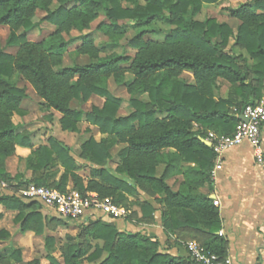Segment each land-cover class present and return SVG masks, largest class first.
<instances>
[{"label": "trees", "instance_id": "1", "mask_svg": "<svg viewBox=\"0 0 264 264\" xmlns=\"http://www.w3.org/2000/svg\"><path fill=\"white\" fill-rule=\"evenodd\" d=\"M218 1L0 0V25L9 29L6 46L16 48L15 54L0 51V183L7 189L0 193V206L16 213L13 223L21 233L43 237L46 264L192 263L188 256L169 254L155 237L140 230L121 231L101 215L69 219L81 226V232L66 236L58 246L45 230L49 220L62 226L66 222L39 202L15 193L30 183L61 193L70 184L80 194L94 192L126 209L127 196L146 189L155 198L139 203V219L159 212L166 236L189 235L199 239L207 251L226 257V243L218 235L219 211L208 195L198 192L213 189L215 155L202 140L209 132L232 134L243 109L262 97L264 12L257 14L255 9L264 10V0L223 8L240 22L235 30L214 18L195 20L203 5ZM37 11L45 16L35 22ZM101 16L105 21L96 29L106 36V42L95 45L90 32L65 39L71 31H88ZM120 21L130 22L135 32L126 43L135 50L132 57L115 51L128 29ZM43 22L55 29L38 42L28 41L26 34ZM159 24L171 28L164 31ZM161 34H165L163 39L152 38ZM71 45H75V55L87 56L90 62L63 66ZM185 72L192 75L191 82L181 78ZM16 78L31 85L47 110L61 115L62 131L77 133L79 123L85 121L103 137L84 140L77 158L70 147L53 137L33 149L30 134L13 122L14 115H24L20 106L26 98ZM110 78L130 95V112L124 116L118 115L122 99L108 89ZM91 96L103 98L102 106H92L88 112L71 106L82 105ZM16 146L30 149L23 159L30 178L24 173L12 176L5 170L4 162L15 154ZM114 148H118V161L109 169L107 165L115 161ZM86 166L89 175L82 177L78 171ZM174 176L182 177L175 191L167 184ZM41 207L48 215L38 210ZM131 215L112 221H128ZM9 238L7 231L0 230V241ZM56 251L62 262L54 257ZM12 261H22L20 250L1 249L0 264ZM26 264L44 263L34 259Z\"/></svg>", "mask_w": 264, "mask_h": 264}, {"label": "rangeland", "instance_id": "2", "mask_svg": "<svg viewBox=\"0 0 264 264\" xmlns=\"http://www.w3.org/2000/svg\"><path fill=\"white\" fill-rule=\"evenodd\" d=\"M238 3L235 1H226V0H220L215 4H206L203 5L200 12L195 16L196 21H204L207 18H214L218 22H227L230 24L232 27L236 26V22L229 19L228 15L223 12L222 8H234ZM69 4L68 6H71ZM45 16L44 12L37 11L36 16L34 18L35 22H38L41 18ZM102 21H105L103 16L99 17L97 20H95L93 23L90 25V29L88 31H84L82 33H78L76 31H71L69 35H64L65 39L69 38H77L83 34L86 33H92L93 37L95 38L94 43L95 45H100L103 42L107 41L106 36H104L100 31H98L96 28L98 24ZM120 24L123 25H128V29L126 30V33L124 35V38L119 41V46L115 48V51L118 53H125L127 56L132 57L135 54V50H132L128 47H126V43L129 39H131L134 35V30L129 27L131 26V23L128 21H120ZM159 28H162V30H167L169 29L170 26L164 25V24H159ZM171 28V27H170ZM55 29L54 26L43 22L40 24L39 28L33 29L31 32L26 34L27 40L31 42H38L43 38L48 37V35ZM19 32H22L20 30ZM9 35V29L7 26L0 25V51H3L5 53L9 54H15L16 48H9L6 46V40ZM165 34H161L158 37H152L153 39H163ZM75 45H71L67 51V53L64 55L63 58V66H70L72 64H78V65H85L90 62L89 58L87 56H77L75 55L74 52ZM128 78H131L129 75L127 76ZM182 79L191 82V75L188 73L182 74ZM16 82L19 87L23 88L26 93V98L23 100V103L21 105V110L24 111V115H14L13 117V122L18 125H22V128L20 129L21 131H27V132H34L36 134V140L34 142V145H43L46 144V140L48 137L55 135H59L61 133L59 123L57 120V116L55 117V114L51 113V110H47L40 99L37 97L35 92L33 91L31 85L26 82L25 80L21 78H16ZM108 89L110 93L118 98L122 99V104L118 110V115L119 116H124L130 112L129 106H128V100L130 98V95L127 93L125 87L123 86H118L113 78H110L107 82ZM102 100L98 98H93L90 99L86 104L83 106L79 105L77 106L76 104H73L72 107L81 109L82 111H89L91 106H101L102 105ZM78 132L74 134H65V137L62 138V142L68 145L75 158H77V154L79 152V146L88 137H94L96 140H99L101 138V135L98 133L97 129L89 126L85 121H82L78 125ZM118 148H114L112 150V155L115 157L114 162H110L107 166L109 169H114L115 166L117 165V157H116V152ZM78 161V160H77ZM80 164L82 163L81 161H78ZM9 169L13 174L16 173H24V165L23 163L18 160L17 163L11 162L9 165ZM161 169L158 170V174L160 173ZM78 174L82 177H86L89 175V168L82 167L79 171ZM4 184V183H3ZM170 186H172L174 189L176 188V183H171L170 181ZM4 187L0 186V193H5L7 189ZM25 186H22L15 190V193L18 194V191L23 189ZM67 190H73L72 185H68ZM155 196L148 192L146 189H141V192L138 194H135L133 196H127V202L125 205L128 207V211L132 214L131 219L128 221H123L119 222L118 225H116L121 231H125L127 228L129 229L130 232H135L136 230L142 231V234H147V235H153L155 234L154 228L156 225H160L161 223L156 220L155 216L142 220L139 219L140 217V211L138 208L139 203L143 202V200H149L153 201ZM111 199V198H109ZM36 208H38L37 205H35ZM156 207L160 208V205H156ZM43 214H47L45 209L42 207L39 208ZM139 212V216L138 213ZM13 215H11L12 217ZM49 216H53L50 214ZM10 216L6 217L7 218V225L11 228L12 232H14V236L18 230V226L15 225L12 222H9V218L11 219ZM56 218H60L55 214ZM5 218V219H6ZM63 219V218H62ZM49 220V219H48ZM66 222V225H58L56 221L49 220V226L45 230V234L51 235L55 238L57 245H61L65 241L66 236H76L79 232H81V226L78 223H72L69 219H63ZM108 221H112L111 218H108ZM125 222L128 224V226L125 224ZM163 230V229H162ZM20 234V233H19ZM18 234V235H19ZM26 236V234H24ZM166 238H170L169 236H166ZM172 238H174L172 236ZM16 239V238H15ZM189 241H196L197 243L200 244L199 239L192 238L189 235H185L183 238L179 237L176 238L173 241L165 240L164 244L165 246H170L171 244L175 243L177 244L180 248L186 250V243ZM25 242V241H24ZM16 242L12 240V245L14 246ZM92 244H94L92 242ZM16 245V244H15ZM29 250V251H28ZM93 250L90 249L89 252ZM23 260L27 259H32L39 257L41 258L42 263L46 264L47 261L44 260L45 257V251H44V241L43 237L39 236L34 239L32 246L23 252ZM54 257L62 262V259L60 257V254L58 251H56L54 254ZM10 264H14L13 261ZM80 264H88L85 261L81 262Z\"/></svg>", "mask_w": 264, "mask_h": 264}, {"label": "crops", "instance_id": "3", "mask_svg": "<svg viewBox=\"0 0 264 264\" xmlns=\"http://www.w3.org/2000/svg\"><path fill=\"white\" fill-rule=\"evenodd\" d=\"M226 1H230V2L235 1L236 3H238L234 7L236 8L240 4L246 2H253L254 0H226ZM222 11L228 15L226 11L224 10ZM255 12L259 14V13H263L264 10L262 8L260 9L257 7L255 9ZM228 18L235 21L237 23L236 26L232 27L227 22H223V23H226L233 30H235L237 26L240 24V22L237 19L231 18L229 15ZM232 43L233 41L231 40L229 46H231ZM191 79H192V75H191ZM226 89L227 86L225 85L221 89V94L223 96L226 93ZM263 95H264V88H263L262 96ZM93 98H98L104 101L103 98L97 96H91L88 99V101ZM22 103L23 101L21 102V105ZM73 104L75 103H72L71 106ZM84 104H82L81 106H83ZM101 106H96V107H101ZM84 112H88V111H84ZM51 113L55 114V117L56 116L58 117L57 120L59 123V119L61 118V115L54 110H51ZM59 129L61 131L59 135L54 134L53 136L50 137L55 138L61 143H63L62 138L65 137V134H74L71 132L62 131L61 128ZM28 133L30 134V140L31 143L33 144V149L40 146V145L37 146L34 145V142L36 140V134H34V132H28ZM102 137L103 136L101 135V138ZM63 144L66 145L65 143ZM261 148L263 152V159L261 163L256 162L253 149L247 142H242L241 144L225 151L221 156V169L214 171L213 175H212L213 169L211 171V180L213 182L212 191L209 192L205 188L200 189L198 191L202 195H208L209 198H211L214 202L217 203L214 206L217 207L219 211V216L221 221V229L219 232L222 233L221 236L219 235V233L218 235L226 243L225 255L228 259H230L232 264H264V124L261 126ZM29 153H30V149L16 146L15 154L7 158L4 162L5 170L12 176L15 175L10 171L9 165L11 164V162L17 163L18 160H20L24 165L23 159H25L29 155ZM215 163L216 160L214 162V165ZM25 177L30 178L31 172L29 171L25 172ZM170 181L171 183H176L175 189L172 186H170L169 184ZM181 181H182L181 176H174L167 181V184L175 191L177 190L178 184ZM2 184L3 183H0L1 187L6 186L5 184L3 186ZM137 213L139 216V212ZM15 214H16L15 212L6 210L3 206H0V230H5L10 235V238L8 240L0 241V250L10 247L14 249H19L21 252L22 261L17 264H26L27 262L34 259L41 260V258L39 257L23 260L24 250L25 249L27 250L29 246L31 247L34 239L39 236L35 235L32 232L21 233L20 231L17 232L14 236V232H12L11 228L7 225L6 217L8 216L11 217V215H13L11 219L9 218V222L13 223V218ZM154 216L159 223L160 221L159 212H156ZM103 220L108 223H115L116 225L119 224V222L114 220L111 222L108 221V218H103ZM125 224L128 226L126 222ZM126 230L129 231L128 228ZM154 232L155 234L154 236L153 235L152 236L159 241L161 247L167 250L169 254H171L172 256H180V257L187 256L186 250L180 248L177 244L175 245V243L171 244L169 247L165 246L164 244L165 240L171 241L172 239L174 241L175 236H173L174 238H172V236H169L170 238L167 239L166 234L164 233L162 227L159 224L155 226ZM24 234H26V236ZM12 240L16 242L15 243L16 245L15 244L14 246L12 245Z\"/></svg>", "mask_w": 264, "mask_h": 264}, {"label": "built area", "instance_id": "4", "mask_svg": "<svg viewBox=\"0 0 264 264\" xmlns=\"http://www.w3.org/2000/svg\"><path fill=\"white\" fill-rule=\"evenodd\" d=\"M240 117L232 134L223 136L211 132L205 139L210 143L216 160L212 175L214 171L221 169L222 154L242 142H247L252 147L256 162H262L261 126L264 124V95L257 102L247 105ZM17 195L25 200L39 202L44 208L63 219L82 220L99 215L120 219L130 214L126 208L114 204L109 198H100L94 192L80 194L75 190H67L61 193L52 188L30 183L19 190ZM213 204L217 203L213 201ZM219 235L221 236L222 233L219 232ZM186 253L192 264H232L227 257L221 258L207 251L196 241L186 243Z\"/></svg>", "mask_w": 264, "mask_h": 264}, {"label": "water", "instance_id": "5", "mask_svg": "<svg viewBox=\"0 0 264 264\" xmlns=\"http://www.w3.org/2000/svg\"><path fill=\"white\" fill-rule=\"evenodd\" d=\"M239 119H241V117H240ZM202 142H203L205 145H207V146H209V147H210V143H209V142H207L206 140H202Z\"/></svg>", "mask_w": 264, "mask_h": 264}]
</instances>
